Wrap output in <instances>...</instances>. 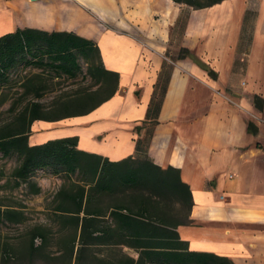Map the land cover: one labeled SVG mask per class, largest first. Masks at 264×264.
<instances>
[{
  "label": "crops",
  "instance_id": "0c3cea01",
  "mask_svg": "<svg viewBox=\"0 0 264 264\" xmlns=\"http://www.w3.org/2000/svg\"><path fill=\"white\" fill-rule=\"evenodd\" d=\"M24 27L93 40L119 75L88 113L35 120L31 145L77 136L109 161L143 152L179 168L192 192L190 222L176 228L188 250L264 264V0H0V36Z\"/></svg>",
  "mask_w": 264,
  "mask_h": 264
},
{
  "label": "trees",
  "instance_id": "16d2710c",
  "mask_svg": "<svg viewBox=\"0 0 264 264\" xmlns=\"http://www.w3.org/2000/svg\"><path fill=\"white\" fill-rule=\"evenodd\" d=\"M173 1L204 8L222 0ZM183 51L189 53L188 49ZM80 57L95 77L105 78V96L91 99L96 92H79L59 100L57 108L49 110L39 101L45 92L43 73H35L23 85L21 98H27V102L20 107L15 121L0 127V152L4 156L17 154L21 160L12 173L19 183L29 182L36 169L51 168L55 173L83 176L81 181L58 191L51 209L60 222V230H70L69 238L61 245L62 252L70 256L71 262L75 256V264H234L214 253L190 251L180 237L176 228L190 222L193 202L190 186L182 179L179 168L161 167L143 152L109 161L79 150L77 136L29 143L35 120L55 121L88 113L116 92L119 75L102 66L99 48L93 40L74 32L24 27L0 36V86L10 83V72L19 63L74 78L81 70ZM95 57L99 66L94 65ZM6 100L2 93L0 104ZM254 103L262 108L258 95L254 96ZM15 108L12 103L10 109ZM248 131H257L251 121ZM34 186L38 193L40 188ZM106 200L110 203L104 206ZM25 221L24 205L0 202V225ZM48 228L46 224H37L21 252L36 257L49 243ZM125 246L135 249L138 256L121 253L115 261L109 258L111 250L121 252ZM14 254L13 244L0 240V264H7Z\"/></svg>",
  "mask_w": 264,
  "mask_h": 264
},
{
  "label": "rangeland",
  "instance_id": "374dc122",
  "mask_svg": "<svg viewBox=\"0 0 264 264\" xmlns=\"http://www.w3.org/2000/svg\"><path fill=\"white\" fill-rule=\"evenodd\" d=\"M79 62L81 70L74 78H70L65 74L58 75L49 69L22 63L14 67L10 72V83L0 86V99L2 93H5L7 97L6 102L0 104V127L15 121L20 107H23L27 102V98H21V93L24 91L23 85L35 73H43L45 92L39 98V101L44 103L49 110L56 109L59 100L79 92H96L90 96L91 99L105 96L108 93V83L105 82V78L98 75L95 77L90 72L89 65L83 57L79 58ZM94 65H100L97 57L94 59ZM12 103L16 105L15 110L10 109ZM259 116L264 118V109L259 113ZM261 125H264V123ZM39 131L36 129L38 134L40 133ZM32 134L33 131L30 130L28 138ZM20 163L21 160L17 154L12 153L4 156L0 152V202L24 205L26 213V221L23 224L0 225L1 242H11L15 248V254L7 264H75V256H73L71 262L70 256L61 250L62 243L69 238L70 230H60V222L57 220L55 212L51 209L56 203L58 191L64 186L81 181L83 176L80 173L67 176L63 172L55 173L51 168L36 169L32 173L29 182L19 183V180L12 173L14 168ZM34 185L40 188L38 193L34 191ZM109 203L110 201L106 200L104 206ZM182 215L180 216L183 217ZM42 223L49 227L46 230L49 243L37 253L36 257H30L21 252L22 245L29 238L32 229L37 224ZM121 253L134 257L138 256L135 249L125 246L122 247L121 252L115 249L111 250L109 258L115 261L116 257Z\"/></svg>",
  "mask_w": 264,
  "mask_h": 264
},
{
  "label": "bare ground",
  "instance_id": "6f19581e",
  "mask_svg": "<svg viewBox=\"0 0 264 264\" xmlns=\"http://www.w3.org/2000/svg\"><path fill=\"white\" fill-rule=\"evenodd\" d=\"M5 27V26H4ZM6 28V27H5Z\"/></svg>",
  "mask_w": 264,
  "mask_h": 264
},
{
  "label": "water",
  "instance_id": "95a60500",
  "mask_svg": "<svg viewBox=\"0 0 264 264\" xmlns=\"http://www.w3.org/2000/svg\"><path fill=\"white\" fill-rule=\"evenodd\" d=\"M33 1H35V0H33Z\"/></svg>",
  "mask_w": 264,
  "mask_h": 264
}]
</instances>
